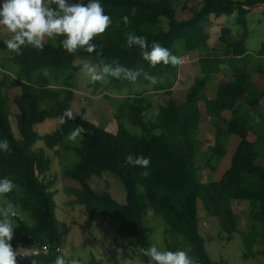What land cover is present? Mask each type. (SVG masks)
Wrapping results in <instances>:
<instances>
[{
  "label": "trees",
  "instance_id": "obj_1",
  "mask_svg": "<svg viewBox=\"0 0 264 264\" xmlns=\"http://www.w3.org/2000/svg\"><path fill=\"white\" fill-rule=\"evenodd\" d=\"M80 2L86 5L89 0L77 1ZM100 2L105 14L113 18L108 32L95 40L98 46L103 45L105 62L115 59L130 68H144L157 77L156 92L170 90L177 83L182 65L161 64L152 68L142 59L138 48L129 50L125 47L126 33L133 32L146 36L149 46L153 41L159 42L174 55L190 61L195 80L185 92L181 122L177 126L162 124L152 118V95L145 91L144 94H133L121 103L120 110H126L117 116L116 132L89 119L85 121L83 116H75V119L68 120V130L58 127L41 135V138L38 136L42 147L30 152L17 145L19 139H15L8 121L0 112V138L9 141L10 152L19 157L21 164L22 189L10 193L7 198L20 205L24 215L33 221L32 225L24 218L16 221L17 239L50 248L48 255L17 258L18 264H32V258L38 259L39 264H53L57 255H63V251L57 252L56 248L64 244L70 228L61 224L56 216L55 196L58 191L54 189L55 178L49 175L51 157L47 151H57L68 132L78 126H83L88 132L80 145L73 148L79 156V163L65 171L68 180L66 193L74 197L73 205L84 207L89 225L96 217L117 225L116 245L134 249L144 264H148V258L139 254L137 248L148 247L149 236L144 219L150 209L164 219L166 233L176 236L168 249L176 251L182 243L190 248L191 255L198 258L199 264H215L199 231L200 210L209 222L217 224L220 233L225 232L230 237L236 233L240 220L234 207L246 203L252 220L260 226V235L257 233V236L264 244V45L261 51L252 52L247 44L251 32L249 14L255 7H264V0H203L200 7L185 19L178 18L176 6L169 0ZM2 3L0 0V5ZM186 9L185 4L183 10ZM234 13H237V27L242 31L234 34L232 28L224 27L219 37L220 46L211 52L206 51L209 45L203 38L213 29L214 19L230 17ZM125 15L131 21L127 26L122 20ZM5 38H0V49L4 52L9 51L3 43ZM59 39L62 38H58L55 45L52 41L46 42L43 52L28 47L22 55L9 51L10 56L5 57L11 61L9 73L15 74L25 84L39 89L55 85V94L59 96L61 91L69 92L67 100H70L76 84L74 74L79 69L75 62L90 59L92 63H98V57L96 53L84 51L70 55L59 46ZM221 73L230 74V80L216 86L214 99H205L210 94L206 82ZM256 74L259 81L254 80ZM202 78L207 80L201 83ZM140 79L151 84L143 76ZM111 80L119 89L133 84L126 80ZM173 94L165 96L173 100ZM36 97L33 95L32 100ZM203 97L208 116L204 121L199 111ZM163 102L171 108L169 111L161 106L166 112L179 110L176 102L163 100L160 105ZM41 104L38 102L35 107L30 104L24 113L18 110L17 115L22 119L17 126L23 137L28 131L29 120L38 124L37 118L41 115L43 121L49 112L42 111ZM56 105L58 108L59 104ZM142 113H147V116ZM124 116L128 117L130 125L142 131V135H134L127 129L121 122ZM255 117H259V124L254 122ZM222 127L227 129V133L220 131ZM200 129L202 133H199ZM141 154L151 158L150 175L146 178L141 175L144 169L131 167L125 162L126 156ZM224 159L229 162L221 168L219 163ZM105 173L116 176L123 184V203L112 197L108 187L96 189L93 186ZM70 183L73 186H69ZM140 187H144V194L140 193ZM255 234L247 246L250 250L256 244ZM249 241H244L245 245ZM262 252L264 256V249ZM81 264L101 262L92 259Z\"/></svg>",
  "mask_w": 264,
  "mask_h": 264
},
{
  "label": "rangeland",
  "instance_id": "obj_2",
  "mask_svg": "<svg viewBox=\"0 0 264 264\" xmlns=\"http://www.w3.org/2000/svg\"><path fill=\"white\" fill-rule=\"evenodd\" d=\"M73 1L77 3L78 0ZM169 1L175 4L178 18L185 19L200 7L203 0ZM185 4L188 9L183 10ZM237 25V13H234L230 17L223 16L219 19H214L213 29L203 38V41L209 45V50L206 51L211 52V50L220 46L219 37L224 27L232 28L234 34L241 32L242 29L237 27ZM248 25L251 31L247 43L249 50L252 52H259L264 45V7L259 6L251 10L248 18ZM7 36L8 33L0 27V38ZM9 54V51L4 52L0 49V82L2 81L0 84V112L8 121L15 139H19V141L16 142L17 145L25 148L28 152L42 147V142L38 140V136L41 138V135L54 131L58 129V127L62 130L69 129L68 120L63 124L60 123V118L63 116L64 110L69 107L72 108L76 116L82 117L84 114H87L91 122L109 131L116 132L118 128L117 116L124 114L126 110H120L121 103H123L127 97H131L133 94L137 93L144 94L145 91L149 92L147 94L152 95L151 100L154 104L151 110L152 118L162 124L177 126V124L179 125L181 122L182 106L186 99L185 92L187 87L192 85L195 80L190 61L185 60L182 64L177 83L170 88V90L174 92L173 100H169V98L165 96L167 93L172 94L169 88L156 92L154 91L155 85L145 84L146 82L142 81V79L131 86L127 84L123 86L122 89H119L111 78H109L111 82L107 85L91 83L89 79L81 73V66L83 63L92 62L90 59H81L75 62V66L79 68L74 74L75 76L73 75L76 84L73 91H71L73 93L72 98L67 100L69 97L67 94H69V92H64L66 94L63 95L64 93L61 91L60 95L57 96L58 93L55 94V85H51L46 89H39L30 84H25V81H22L19 77H15V74H12V72L9 73L12 65L10 59H8V62L5 57V55L10 56ZM7 62L9 63L8 67L6 64ZM3 63L6 65L3 66ZM209 79L210 80L207 81L206 84H208V88H210V94L207 95L208 97H205V99L212 100L214 99L216 86L230 80V74L221 73ZM205 80L207 79L202 78L201 83ZM254 80H260L257 74L254 76ZM21 82L24 84L23 88ZM3 84L5 86H3ZM32 94L38 97L32 100ZM57 98L58 100H56ZM163 100L176 102L177 104H175V106L179 104V110L166 112L163 108L169 111H171V108L166 107L167 103L164 102L160 105ZM38 102L42 103L40 108L42 111L49 110V112L45 114L43 121L41 115L37 118V121H39L38 124L36 121H32L31 123L29 120L28 131L25 132V136L23 137V134H21L17 126L22 119L21 115H17L18 110L24 113L23 110H25L26 107H29L30 104L35 107ZM20 103H22V105ZM56 104H59L58 108ZM54 106H56V110ZM206 107L207 103L204 102L203 97L199 103V111L202 112L203 115H201L202 121H204L207 116ZM121 122L125 124L132 134L138 136L142 135V131L139 128L129 124L128 117H122ZM71 131H69L68 134ZM220 131L224 134L227 133L225 127L220 128ZM199 133H202L201 129ZM0 140L3 139L0 138ZM79 145L80 141L78 143L68 142L65 137L60 147L57 148V151H47V155L51 157L49 175L55 178L56 183L54 189L58 191L55 196V202L57 204L56 216L61 224H65L70 228L69 235L64 244L61 245L63 255L71 257L76 254V258L80 259L81 263H89L92 259H96L101 262V264H144L135 253L134 249L130 247L120 248L116 245L114 238L117 237V225H114L111 221H104L101 217H96L92 225H89L88 215L84 207L72 204L74 197L66 193L67 188L65 186H68V180L65 177V171L73 168L79 163V156L76 151L73 150L74 147H78ZM228 162V159H224L220 161L219 165L221 168H225ZM20 166L19 157L15 156L10 151H0V178L7 176L13 179L19 186L17 190L22 189ZM202 175L207 179L205 172H203ZM69 186H73V184L70 183ZM93 186L96 189L108 187L110 194L118 203L124 202L125 190L123 184L116 176L105 173L103 178L98 180L97 184ZM140 193H145L144 187H140ZM234 209L240 220L236 233H233L230 237L225 232L220 233L217 224L209 222L208 217L200 210L199 231L205 240L209 256L215 264H264L262 252L264 244H262L261 237L257 236V233L260 235V226H257L256 222L252 220L250 209L246 203L236 204ZM24 219L30 225L33 224V221L28 215L25 214ZM144 222L145 229L149 236L148 247L152 244H156L158 247L169 250L168 246L174 242L176 236L172 233H166L164 219L157 216L154 211L150 209ZM254 233H256V244L253 249L250 250L248 247L250 246V241ZM17 238H19L18 226L14 229L13 239ZM244 241L249 242L245 245ZM180 244L178 249L190 250V248H187L182 243Z\"/></svg>",
  "mask_w": 264,
  "mask_h": 264
},
{
  "label": "clouds",
  "instance_id": "obj_3",
  "mask_svg": "<svg viewBox=\"0 0 264 264\" xmlns=\"http://www.w3.org/2000/svg\"><path fill=\"white\" fill-rule=\"evenodd\" d=\"M122 20L125 26L131 22L127 15L122 17ZM112 25L113 18L105 14L100 0H89L86 5L82 2L71 3L70 0H3L0 5V27L8 33L3 43L16 55H22L23 50L28 47L43 52L46 42L52 41L55 45L58 38H62L59 39V46L70 55L80 51L96 53L98 63L86 62L81 66V73L91 83L107 85L111 82L109 78H112L135 84L143 76L152 85L157 84L159 82L157 77L142 67L130 68L115 59L105 62L103 45L98 46L95 40L105 35ZM125 47L129 50L133 47L138 48L142 59L152 68L161 64L176 67L184 63V59L174 55L169 48L155 41L149 46L146 36L133 32L126 33ZM142 115L147 116V113ZM75 116L76 114L69 107L64 110L60 123L75 119ZM82 118L87 121V114ZM254 122L259 124V117H255ZM87 132L86 128L78 126L66 136V140L78 143ZM0 151H10L7 139L0 140ZM125 162L131 167L144 169L141 173L142 177L146 178L150 175L148 171L151 166L150 157L142 154L128 155ZM18 187L13 179L7 176L0 178V264H18L17 257L25 256L20 249H13L17 243L24 242L18 239L12 242L14 229L18 226L16 221L23 220L24 213L20 205L10 202L7 198ZM137 252L148 258V264H199L198 258L191 255L189 249L171 251L152 244L147 248L138 247ZM32 264H39V260L32 258ZM53 264H81V260L76 258V254L71 257L57 255Z\"/></svg>",
  "mask_w": 264,
  "mask_h": 264
},
{
  "label": "built area",
  "instance_id": "obj_4",
  "mask_svg": "<svg viewBox=\"0 0 264 264\" xmlns=\"http://www.w3.org/2000/svg\"><path fill=\"white\" fill-rule=\"evenodd\" d=\"M14 250H19L26 256H19L17 257L18 259L22 260L27 257H38L40 255H48L50 252V248L48 246H39V245H28L24 243H17L16 245L13 246ZM59 250V251H58ZM57 252H62V247L58 246L56 248Z\"/></svg>",
  "mask_w": 264,
  "mask_h": 264
},
{
  "label": "crops",
  "instance_id": "obj_5",
  "mask_svg": "<svg viewBox=\"0 0 264 264\" xmlns=\"http://www.w3.org/2000/svg\"><path fill=\"white\" fill-rule=\"evenodd\" d=\"M10 101V100H9ZM20 104H22V103H20Z\"/></svg>",
  "mask_w": 264,
  "mask_h": 264
}]
</instances>
